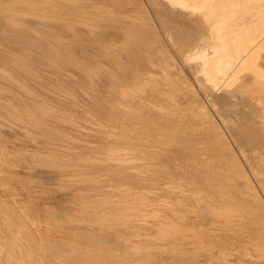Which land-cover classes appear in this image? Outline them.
<instances>
[{"label":"bare ground","instance_id":"1","mask_svg":"<svg viewBox=\"0 0 264 264\" xmlns=\"http://www.w3.org/2000/svg\"><path fill=\"white\" fill-rule=\"evenodd\" d=\"M198 209L264 222V0H0V264H200Z\"/></svg>","mask_w":264,"mask_h":264},{"label":"rangeland","instance_id":"2","mask_svg":"<svg viewBox=\"0 0 264 264\" xmlns=\"http://www.w3.org/2000/svg\"><path fill=\"white\" fill-rule=\"evenodd\" d=\"M197 89H199V92L201 91L200 90V88H199V86L197 85ZM201 93V96H203V98H205V94L201 91L200 92ZM205 205H207V206H211V204L209 203V204H205ZM204 205V206H205ZM206 206V207H207ZM217 206V205H216ZM211 207H213V206H211ZM218 207V206H217ZM213 209V211H214V215L215 216H217V219L219 218L218 216V214H219V212L217 211V209H216V207H215V205H214V207L212 208ZM215 209V210H214ZM221 209V208H220ZM220 209H218V210H220ZM199 210V209H198ZM197 210V211H198ZM200 210H202V209H200ZM199 210V212H202V211H200ZM187 211H190V210H186V212L185 213H188ZM191 212H193L194 214H192V216L191 215H189L190 216V218L189 219H194V218H191V217H193L194 215L196 216V215H198V212H196L195 213V211H194V209H191ZM191 212H189L188 214H191ZM208 211L206 210V213H207ZM203 213H205V211L204 212H202V216L203 215H205V214H203ZM209 213V212H208ZM201 214V213H200ZM207 215V214H206ZM199 216V215H198ZM210 216V217H209ZM213 216V215H212ZM211 216V214L209 215H207V217L205 216H203L204 218H211L212 217ZM214 216V218H216ZM225 216V215H224ZM224 216H222V218L224 217ZM197 217V216H196ZM195 217V220L197 219V218H201L200 216L199 217H197L196 218ZM202 217V222L204 223V221L206 222V224L208 225V226H206V224H205V226L206 227H210L211 229H212V227L214 226V227H217V228H214L213 230H215L216 229V231H214V232H217V233H221L222 231H224V232H222L221 234H219V236H221V238L217 235V234H215V235H217V237L218 238H220V239H218V241H217V243L216 242H214L215 244V246H213L214 248H212L211 250H212V252H210V253H212L213 255H214V253H213V251L216 253L214 256L211 254V255H209V257L210 258H207V259H209V260H204V257H202L203 259H200V261H202L200 264H257V263H263L264 264V258H263V256H264V249H263V247H264V241H263V243L261 242L262 240H264L262 237H264V236H262L260 233H259V231L260 230H262L263 228H262V225L264 224V222H262V223H257V222H254L253 220L254 219H252L251 221H253V223L251 222V221H249V222H251V223H249V224H251L250 226H252L253 225V227H254V225L255 224H257V226L256 227H258V229L256 230V227H255V229L252 227V229H251V227L249 226V224L247 223L248 221H246V219L245 218H247V217H250V218H252V216H249V215H245V217H243V219L241 218V217H237L236 219H235V217L233 218V224H232V229H235V230H237V231H234V230H230V231H228L229 230V228L227 227L226 228V226H224L225 225V222L224 221H227V216H225V219L223 218L222 220H224V221H221L220 219V221L223 223H221V222H219V220L217 221V222H219V223H217L216 225L215 224H211V221H213V220H211V219H207V220H209V221H207V220H204V218ZM220 218H221V216H220ZM239 218V220L241 221H239V220H237ZM188 219V220H189ZM216 219V220H217ZM245 219V220H244ZM247 219H249V218H247ZM187 220V221H188ZM239 221V223H246L247 225H242V224H238V222L237 221ZM250 220V219H249ZM239 225V227L237 226V224ZM211 224V225H210ZM218 224L220 225V228H225L224 230L223 229H219L218 228ZM261 224V225H260ZM210 225V226H209ZM213 225V226H212ZM233 225H235V226H233ZM260 225V226H259ZM212 226V227H211ZM223 226V227H222ZM247 226H249V228H250V230L252 231L253 229V231L252 232H250L249 233V228L247 227ZM247 227V228H246ZM260 228V229H259ZM226 229H228L227 231H225ZM242 229H244L243 231H245V232H242ZM217 230H222V231H217ZM238 230H241V232H242V234H241V232H239ZM249 230V231H248ZM256 230V233L254 232ZM259 230V231H258ZM247 231H248V234H247ZM231 232V234H229ZM235 232V233H234ZM236 232H238V233H236ZM224 233V234H223ZM229 234V235H227V234ZM245 233V234H244ZM253 233H254V235H253ZM261 233L262 234H264V229H263V231H261ZM235 234V236H233ZM240 236H239V235ZM258 234H260V235H258ZM224 235H226V236H224ZM230 235H231V237H230ZM251 235H253V237L251 236ZM250 236V237H249ZM258 237V239L260 238V240H259V242H261L260 244L262 245V251H261V245L259 244V243H257V238H255V237ZM235 237V238H234ZM236 237H238V238H236ZM242 237V238H241ZM223 238H227L226 240H227V242H228V245H230V243L229 242H232L231 243V245L233 244V246H230L231 247V249H230V247H229V249H228V247L226 246V240L224 239V241H223ZM233 238L234 239H237L235 242H237L238 241V243H236L235 244V242L234 241H232L233 240ZM251 238H255V239H257L254 243H251V242H249V241H252L251 240ZM217 239V238H216ZM229 239H231V241H229ZM241 239V240H240ZM262 239V240H261ZM221 240V241H220ZM240 240V241H239ZM254 241V240H253ZM252 241V242H253ZM224 242L225 243V246L227 247H225L222 243ZM219 243L220 244H222V246L223 247H225L226 249H228L229 250V252L228 251H226L225 250V248H223V250H222V252H220L221 251V249H222V247H220V246H218L219 245ZM259 244V245H258ZM235 245V246H234ZM218 246V248H216ZM164 247V246H163ZM220 248V249H219ZM232 248L234 249V250H232ZM164 249H165V247H164ZM215 249L217 250V251H219V252H217V251H215ZM259 249V250H258ZM232 250V251H231ZM225 252V253H224ZM227 252V253H226ZM260 252H261V254H260ZM224 253V254H223ZM154 254H158V252H156L155 250L153 251V253H152V255L153 256H148V257H143L142 255H140L139 256V258H137V263H139V261L142 263V264H175L176 262H174L171 258H170V256L168 255V253L166 252V250H165V253H164V255H154ZM148 255V254H147ZM225 255V256H224ZM212 256H213V258H212ZM231 256V257H230ZM156 257V258H155ZM222 258V259H221ZM230 258V259H229ZM221 259V260H220ZM257 260V261H256Z\"/></svg>","mask_w":264,"mask_h":264}]
</instances>
